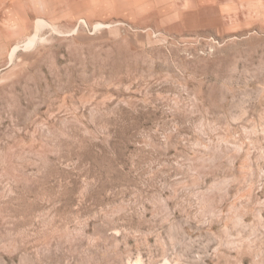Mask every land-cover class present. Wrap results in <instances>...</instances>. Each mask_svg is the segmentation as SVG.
I'll return each instance as SVG.
<instances>
[{"label":"rangeland","instance_id":"374dc122","mask_svg":"<svg viewBox=\"0 0 264 264\" xmlns=\"http://www.w3.org/2000/svg\"><path fill=\"white\" fill-rule=\"evenodd\" d=\"M0 264H264V0H0Z\"/></svg>","mask_w":264,"mask_h":264}]
</instances>
